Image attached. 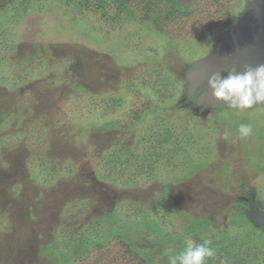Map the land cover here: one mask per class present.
<instances>
[{
  "label": "rangeland",
  "instance_id": "rangeland-1",
  "mask_svg": "<svg viewBox=\"0 0 264 264\" xmlns=\"http://www.w3.org/2000/svg\"><path fill=\"white\" fill-rule=\"evenodd\" d=\"M29 1L0 39V264H69L117 235L151 264L189 239L210 241L212 258L232 247L235 264H264V104L229 108L208 83L264 64V0H243L204 41L169 39L122 11L88 18L84 0ZM133 87L157 107L112 128ZM167 131L187 149L158 164L146 138ZM115 154L131 161L107 180Z\"/></svg>",
  "mask_w": 264,
  "mask_h": 264
},
{
  "label": "trees",
  "instance_id": "trees-1",
  "mask_svg": "<svg viewBox=\"0 0 264 264\" xmlns=\"http://www.w3.org/2000/svg\"><path fill=\"white\" fill-rule=\"evenodd\" d=\"M80 2L84 7H87L88 18H93V13H99L101 16L106 17L109 14L112 16L122 14V11L126 19L145 25L155 33L169 39L204 41L226 32L231 27L236 21V11L243 3V0H193L188 7L180 5L178 0H84ZM31 3L32 1L29 0H0V39L4 38V36L9 38L10 34L13 33V29H11V26L7 28L8 23L10 20H13V23L19 20L22 12L25 13L23 14L24 18L29 11ZM69 3L71 4L72 2L70 1ZM116 9L120 12L116 11ZM3 14L6 15L5 18L2 17ZM94 18H97L96 15ZM13 28L15 27L13 26ZM0 50L3 51V48L1 47ZM156 88L154 87V89ZM129 91L131 98L128 103V110L123 113L122 118L112 124V128L122 131L130 129L143 121L144 114L157 107L148 91V94H143L136 87L130 88ZM159 95L161 96V93ZM162 96L164 95L162 94ZM119 104L123 105L124 102H119ZM176 138L175 144V136L172 138L169 131L164 135L159 133L156 134L154 141L146 138L145 148L149 153H152L150 157L155 162L161 164L162 161H165L166 164L171 158L177 156L173 152H178L177 154L180 156L187 149L186 143L189 140L185 139L182 134L176 136ZM169 144H174V146L168 148ZM116 157H118L116 154L110 157L108 164L105 166L109 167L108 171H106L108 175L102 174L103 178L112 180L110 175L112 166L117 171L120 170L124 173V165L131 161L127 156L115 159ZM113 159L115 160L113 161ZM176 165L178 166L179 164L177 163ZM120 183L126 185V181ZM246 188L247 186L242 187L245 190ZM242 189H240L241 194L247 195L246 191L244 193ZM234 209L236 211H244L246 207H234ZM202 223L203 221L201 220L198 224L201 225ZM223 242L228 244L229 240ZM233 252L234 248L228 247L222 254L220 253V257H211L207 258V260L209 263L235 264L234 260L236 257L232 255ZM73 258L75 259L69 264H151L140 250L133 249L129 243L118 235L106 243L96 242V244L91 246L86 256L79 255ZM244 259L245 254L239 264ZM253 261L258 262L257 259Z\"/></svg>",
  "mask_w": 264,
  "mask_h": 264
},
{
  "label": "clouds",
  "instance_id": "clouds-1",
  "mask_svg": "<svg viewBox=\"0 0 264 264\" xmlns=\"http://www.w3.org/2000/svg\"><path fill=\"white\" fill-rule=\"evenodd\" d=\"M208 83L214 97L229 108L246 110L264 104V64L255 68L246 66L243 72L229 69L226 76L213 75ZM252 131V127L247 124H241L238 129L241 138L250 136ZM209 244L207 240L198 244L189 239L183 251L169 257V264H205L206 258L215 255Z\"/></svg>",
  "mask_w": 264,
  "mask_h": 264
}]
</instances>
